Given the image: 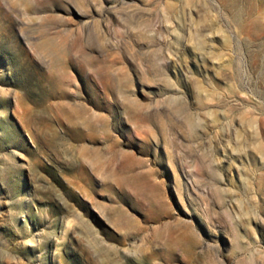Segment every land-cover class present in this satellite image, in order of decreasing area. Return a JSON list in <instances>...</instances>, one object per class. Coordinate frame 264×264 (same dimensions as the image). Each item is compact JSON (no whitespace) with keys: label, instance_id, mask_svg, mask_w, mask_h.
Returning <instances> with one entry per match:
<instances>
[{"label":"rangeland","instance_id":"1","mask_svg":"<svg viewBox=\"0 0 264 264\" xmlns=\"http://www.w3.org/2000/svg\"><path fill=\"white\" fill-rule=\"evenodd\" d=\"M0 264H264V0H0Z\"/></svg>","mask_w":264,"mask_h":264}]
</instances>
